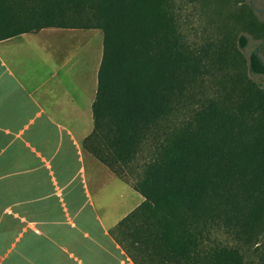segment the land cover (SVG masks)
Wrapping results in <instances>:
<instances>
[{
	"label": "trees",
	"instance_id": "obj_1",
	"mask_svg": "<svg viewBox=\"0 0 264 264\" xmlns=\"http://www.w3.org/2000/svg\"><path fill=\"white\" fill-rule=\"evenodd\" d=\"M173 1L0 0V40L45 28L102 31L91 139L96 156L116 173L215 64L181 37ZM250 74L264 75L256 52L246 70L228 73L223 94L202 103L172 133L134 185L145 199L136 214L162 229L168 254L189 259L192 251L195 261L197 253L193 264L202 257L195 230L200 237L209 223L246 238L264 233V88ZM205 257V264H244L239 251L223 247Z\"/></svg>",
	"mask_w": 264,
	"mask_h": 264
},
{
	"label": "crops",
	"instance_id": "obj_2",
	"mask_svg": "<svg viewBox=\"0 0 264 264\" xmlns=\"http://www.w3.org/2000/svg\"><path fill=\"white\" fill-rule=\"evenodd\" d=\"M96 31L0 40V264L196 263L168 254L136 214L145 199L94 152Z\"/></svg>",
	"mask_w": 264,
	"mask_h": 264
},
{
	"label": "rangeland",
	"instance_id": "obj_3",
	"mask_svg": "<svg viewBox=\"0 0 264 264\" xmlns=\"http://www.w3.org/2000/svg\"><path fill=\"white\" fill-rule=\"evenodd\" d=\"M173 17L181 37L200 54H206L210 64L209 75L204 76L195 86L185 105L172 116L161 120L151 130L135 159L116 169L121 178L135 185L145 174L146 166L158 156L162 147L176 130L180 129L206 100L223 94L228 73L242 67L247 69L253 52L264 62V0H174ZM97 44L104 35L96 31ZM242 38L247 40L246 46ZM223 56L227 63L220 64L218 57ZM234 63V64H232ZM251 79L264 88V75L250 74ZM101 141L98 146L101 149ZM150 225L152 222L149 223ZM253 238L242 237L234 228L209 223L196 241L205 264L212 249L223 247L239 251L244 264H263L264 233ZM198 251V250H197ZM197 259V253L195 255Z\"/></svg>",
	"mask_w": 264,
	"mask_h": 264
}]
</instances>
